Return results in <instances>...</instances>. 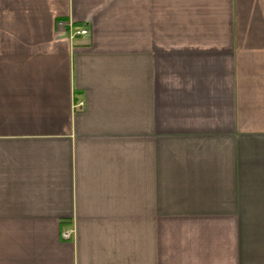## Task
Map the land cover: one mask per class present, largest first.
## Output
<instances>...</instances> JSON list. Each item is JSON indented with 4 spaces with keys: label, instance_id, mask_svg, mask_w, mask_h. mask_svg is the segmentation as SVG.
<instances>
[{
    "label": "crops",
    "instance_id": "0c3cea01",
    "mask_svg": "<svg viewBox=\"0 0 264 264\" xmlns=\"http://www.w3.org/2000/svg\"><path fill=\"white\" fill-rule=\"evenodd\" d=\"M0 264H264V0H0Z\"/></svg>",
    "mask_w": 264,
    "mask_h": 264
},
{
    "label": "built area",
    "instance_id": "2783aa9c",
    "mask_svg": "<svg viewBox=\"0 0 264 264\" xmlns=\"http://www.w3.org/2000/svg\"><path fill=\"white\" fill-rule=\"evenodd\" d=\"M66 27L69 28L70 31L72 30V32H73L74 27L70 23H67L65 21L58 22V28H66ZM87 34H88L87 30L83 29V30H79V31H74L72 33L71 37L74 38L76 36H86ZM74 107L77 108V109L78 108L81 109L82 107H84V103L83 102H79ZM61 236H62V239L69 240L73 236V231H71V230L64 231Z\"/></svg>",
    "mask_w": 264,
    "mask_h": 264
}]
</instances>
